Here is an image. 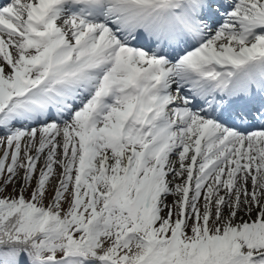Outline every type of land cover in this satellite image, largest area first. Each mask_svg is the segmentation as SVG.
<instances>
[{"label": "snow or ice", "instance_id": "1", "mask_svg": "<svg viewBox=\"0 0 264 264\" xmlns=\"http://www.w3.org/2000/svg\"><path fill=\"white\" fill-rule=\"evenodd\" d=\"M0 264H264V0H0Z\"/></svg>", "mask_w": 264, "mask_h": 264}]
</instances>
